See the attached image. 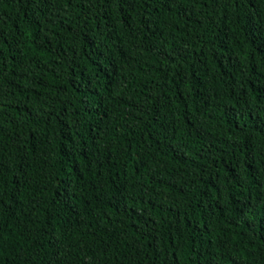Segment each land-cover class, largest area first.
Masks as SVG:
<instances>
[{"label":"trees","instance_id":"obj_1","mask_svg":"<svg viewBox=\"0 0 264 264\" xmlns=\"http://www.w3.org/2000/svg\"><path fill=\"white\" fill-rule=\"evenodd\" d=\"M0 264H264V0H0Z\"/></svg>","mask_w":264,"mask_h":264}]
</instances>
